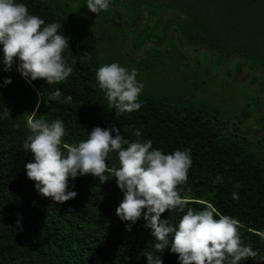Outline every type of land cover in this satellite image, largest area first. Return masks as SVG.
<instances>
[{
    "label": "trees",
    "instance_id": "16d2710c",
    "mask_svg": "<svg viewBox=\"0 0 264 264\" xmlns=\"http://www.w3.org/2000/svg\"><path fill=\"white\" fill-rule=\"evenodd\" d=\"M113 1L116 5L121 3L123 6L118 5L121 7L143 5L139 0ZM18 2L26 4L29 13L42 18L45 24H62L60 33L67 36L69 43L63 55L73 72L60 84L48 85L44 79L29 83L18 70V59L14 60L11 70H4L0 45V264H148L147 252L160 256L163 264H180L178 254L168 249L163 253L155 252L156 241L143 218L131 225V231L126 230L130 222L121 221L115 213L123 192L114 177L102 184L91 174L70 177L69 190L77 195L63 203H54L37 192L35 182L28 179L25 169V164L32 162L33 157L22 145L29 134L26 119L38 99L37 118L49 123L61 120L66 131L63 142L69 145L87 139L90 130L99 126L119 129L130 143L151 139L153 148L165 154L177 149L190 150L192 165L188 181L180 186L181 196L189 203L183 212L166 211L161 218L175 226L188 207L199 211L205 206L201 201L211 202L220 214L240 222L242 243L264 256V239L258 235L264 232V156H256L250 148L251 142L245 133L247 125L236 123V128L229 124L230 118L226 120L195 107L171 105L153 93L140 94L139 110L115 116V110L108 108L106 96L98 87L95 73L100 66L112 63L108 57L112 53L109 47L118 36H111L103 29L105 34L102 33L99 23L80 29L74 11L66 5L67 0ZM109 9L116 17L114 25L126 31L120 24V16ZM260 11L264 13V8ZM179 12L183 21L190 23L183 24L185 36L198 35L203 28L192 25V14L185 10ZM169 19L177 23L176 16L171 15ZM261 19L264 20V16ZM129 21L127 19L125 24ZM166 31L157 37L158 41ZM107 42L108 48L104 44ZM142 42L140 35L132 44L140 47ZM210 47L220 67L233 54H240L249 70L262 67L255 58L264 65V55L260 53L263 51L255 42H210ZM125 53L130 55L126 49ZM73 59L75 64H72ZM236 65L239 67L238 62ZM6 77L11 78V83L4 85ZM56 88L64 95H71L72 100L65 102L63 96L58 101L48 100V95ZM181 100L182 97L176 98L182 104ZM8 110L10 115L5 116ZM263 119L264 116L255 121ZM16 124L20 127L16 128ZM135 130L142 135L136 137ZM106 162L110 168L119 167L116 153L110 154ZM217 176L222 177V182H213ZM237 183L241 185L239 189L234 187ZM234 191L238 192V200L232 199ZM240 264L264 262L249 258Z\"/></svg>",
    "mask_w": 264,
    "mask_h": 264
},
{
    "label": "clouds",
    "instance_id": "9594fccd",
    "mask_svg": "<svg viewBox=\"0 0 264 264\" xmlns=\"http://www.w3.org/2000/svg\"><path fill=\"white\" fill-rule=\"evenodd\" d=\"M86 6L92 13L99 14L107 11L110 5L109 0H86ZM61 28L59 22L45 24L42 18L30 14L23 2L0 0L4 70H11L14 60L18 59V70L29 83L36 79H44L48 85L66 81L73 67L63 55L69 43L67 36L60 33ZM75 63L73 59L72 64ZM95 76L98 87L106 96L108 108L115 110V116L141 108L139 96L143 84L137 81L135 69L129 71L112 62L100 66ZM3 83H11V78H4ZM62 96L65 102L72 100L71 95H64L59 88L47 99L58 101ZM39 107L40 99L26 119L29 134L22 148L33 157L32 162L25 164L26 175L35 182L41 196L51 198L54 203H63L77 195L69 190L70 177L75 179L78 175L91 174L101 184L114 177L123 192V199L115 209L116 215L121 221L130 222L126 225L127 231L143 218L145 227L151 230L156 241V253L168 249L178 254L180 264H240L249 258L264 262V256L242 243L240 222L220 214L211 202L201 201L205 206L199 211L188 207L175 226L161 218L166 211L179 209L183 212L189 203L181 196L180 186L188 181V170L192 165L190 150L177 149L165 154L161 149L153 148L151 139L130 143L119 129L99 126L90 130L87 139L69 145L63 142L64 123L59 119L50 123L38 119ZM7 115L10 110L5 113ZM133 134L136 137L142 135L139 130ZM112 153L117 154L119 167L108 166L106 161ZM213 182H222V177L217 176ZM234 187L239 189L241 185L237 183ZM232 199H239L238 192L232 193ZM258 235L264 239V232ZM145 257L148 264H163L160 256L153 252H147Z\"/></svg>",
    "mask_w": 264,
    "mask_h": 264
},
{
    "label": "rangeland",
    "instance_id": "374dc122",
    "mask_svg": "<svg viewBox=\"0 0 264 264\" xmlns=\"http://www.w3.org/2000/svg\"><path fill=\"white\" fill-rule=\"evenodd\" d=\"M154 1L165 5L163 14H165L166 20L164 21V25L157 28V25H160V21L158 19V10H156V19L153 20V24L150 25L149 29H145L148 23H144L145 28H143L144 25L140 27L143 30L145 29L140 33L143 40L151 35L153 36L152 39H155L157 43V37L164 35L168 27L172 28L166 31L167 34L176 28V22L169 19V17L171 15H182L179 11L185 10L192 14L191 19L194 22L191 20V23L194 27L197 25L198 28H203L209 33L210 42H255L260 45V49L263 52L258 50L264 55V20L261 19L264 13L260 11L261 7L264 8V0H139V4L145 5L148 2ZM117 4L123 6L121 3ZM66 5L67 7L70 6L74 11L72 13L75 14L74 18L77 19L80 29L93 27V24L99 23L97 25H100L102 33L105 34L103 32L104 30L111 36L115 34L118 36L117 38L115 37L116 42L115 44L112 43L111 47H109V42L104 43L112 52L108 56L109 60L111 62H117L129 71L131 69L136 70V79L143 84L142 94L153 93L161 97L166 93H171L173 97L169 100V103L175 101L176 98L190 94L186 86L187 80L185 76H188L189 73H195L196 69L194 65H190L188 62L184 63L178 58L170 56L168 54L170 48L168 49V47V51H166L165 48L156 49L154 46H148L140 59H136L132 55L128 56L125 53V42L123 41L132 36L131 31L120 30V28L114 25L116 17L111 13L109 8L107 11H101L99 14H95L88 10L86 0H67ZM182 24L189 25L190 23L184 20ZM155 27L157 28V37L153 35ZM130 48L134 55H141V47L131 43ZM259 60L255 58L258 65L264 67L263 64H259ZM222 67H220L219 63L215 62L214 67H212V75H215ZM235 71L236 65L231 64L229 70L216 79H212L208 75V78L202 83L201 78L203 76H200L199 81L203 87H196V91L193 92V97L196 99H193V101L196 102L198 99L200 102H203L202 104L204 106L202 108L212 115L222 116L226 120L230 118L229 124L237 128L236 123L245 124V118L258 113L261 104L255 94L248 91L247 85L245 86L237 82L238 77L235 76ZM174 76H178L179 80L175 79ZM252 77L254 78L255 76ZM176 80H178L177 86L175 85ZM195 83L196 81L193 82L194 85ZM258 89H260V85H258ZM208 90H210V101L205 97ZM164 99L168 100L169 97L165 96ZM250 124L254 131V140L249 138L251 142L249 144L250 148L253 149L256 156H264V134L256 138L260 132L259 129H264V119L260 122L253 120Z\"/></svg>",
    "mask_w": 264,
    "mask_h": 264
},
{
    "label": "flooded vegetation",
    "instance_id": "af4514ba",
    "mask_svg": "<svg viewBox=\"0 0 264 264\" xmlns=\"http://www.w3.org/2000/svg\"><path fill=\"white\" fill-rule=\"evenodd\" d=\"M109 1L111 3H113V4H115V2L113 0H109ZM118 7L120 9H122L123 12L125 13V21L127 19H130L129 23L126 24V25L131 26V25H134L135 23H137L138 21H140L139 25L135 29L130 30V31H133V33L131 35H133L140 27H142L144 25V23L146 22V19H147V14L149 16V21H148V25H147V27L145 29H149L150 25L153 24V20L156 19V15H155L156 10H158V13H159L158 19L160 21V25L159 26L157 25V28L162 26V25H164V23H165L164 21L166 20L165 19V14H163L164 13L163 11H165L164 10L165 5L159 4L156 1H154V3L148 2V4L141 5L140 7H137L135 5L125 6L126 8L125 7H121V6H118ZM129 9H131V11ZM142 9H144L143 13H141ZM136 10H137V14H135ZM116 13H117L118 16H120L119 19L121 21V14L118 11H116ZM176 18L178 20L176 19L177 23H176V28L175 29L178 31V39H179V42H180L182 48L188 53V56L178 47L175 35H173V34L169 37L167 43L161 48H165L166 51H168V49L170 48L169 49V53H168L170 56L176 57L179 60L183 61L184 63L188 62V64L194 65L196 70H195L194 74L189 73L188 76H185V79L187 80V82H186L187 85L186 86L189 89L190 94L188 96L182 97V100H181L182 104L180 102H177L176 100L175 101H171L172 103H169L170 102L169 100L172 99V97H173V95L171 93L164 94L162 96V99L165 96H167V97H169V99L166 100V102L168 104L177 105L178 107L179 106H183V107H195V108L203 109L202 108V106H204L202 104L203 102H200V100H198V99H197L196 102L193 101V99H196V98L193 97V95H194L193 92L196 91V89H197L196 87L202 86L203 81L208 78L210 53L212 55V67H214V64L216 62L214 51L210 47V35H209V33H207V34L205 33V32H207L205 29H202V30L200 29L199 32H198V35L185 36V33L183 31V24H182L183 16L179 15V16H176ZM157 28L155 27V29L153 30L154 37H157V33H156L157 32ZM166 34H165V36H166ZM165 36L162 39H160L159 41H157V43H156L155 39H152L153 36H151V35L148 38H146L145 40H143V41L144 42L145 41H153L154 43L159 44L165 38ZM144 42H142V43H144ZM141 45H143V44H141ZM148 46L152 47L151 44H148L147 47ZM140 47H142V46H140ZM167 47H168V49H167ZM156 49H159V48H156ZM233 55H239L240 56V54H233ZM237 62L239 63V67L236 65ZM242 62L244 63L243 59H242ZM232 64L236 65L235 76L238 77L239 75L242 74L241 63L237 59H235ZM256 70H261L262 71V77L260 78V80H258V76L259 75L255 74V75H253V76H255L254 78L251 76L242 85L246 86L249 83H252V84L254 83L253 89L256 90V91L262 92L264 94V83H263L264 82V67L263 66L259 67V68H256V69H253V70H248L247 67L245 66V72L242 75V78L243 79L246 78L250 73H252V72H254ZM200 76H203L201 78L202 83L199 81V77ZM174 78L178 79V76H174ZM189 78H190V80H189ZM178 80H176V82H175L176 86L178 85ZM194 81H196L195 85L193 84ZM258 85H260V89H258ZM165 90H167V89H165ZM255 96H257L258 101L260 102L261 107H262V97L257 95V94H255ZM205 97L207 98L208 101H210V90H208L207 95ZM190 98H192V99H190ZM209 103H208V105H209ZM260 111H261V108H260L259 112ZM258 113H256V114H258ZM263 116H264V114L261 117H263ZM261 117H259V118H261ZM252 121L253 120H251L249 122V124ZM237 124H239V123L237 122ZM243 130H245V129H243ZM263 130L259 129V131H263ZM245 131H247V134H248V137H249L250 128L248 127V130H245Z\"/></svg>",
    "mask_w": 264,
    "mask_h": 264
},
{
    "label": "water",
    "instance_id": "95a60500",
    "mask_svg": "<svg viewBox=\"0 0 264 264\" xmlns=\"http://www.w3.org/2000/svg\"><path fill=\"white\" fill-rule=\"evenodd\" d=\"M109 5H110V7L111 8H113L114 10H116V11H118L120 14H121V21H120V23H121V25L125 28V29H127V30H132V29H135L138 25H139V23H140V21H138L137 23H135L134 25H131V26H128V25H126L125 24V13L123 12V10L122 9H120L117 5H115V4H113V3H111L110 1H109ZM142 12L141 13H143V11H144V9H142L141 10ZM148 21H149V16H148V14H147V19H146V24L148 23ZM143 28H145V24H144V27ZM143 28H139V30H137L131 37H129L126 41H125V49H126V51L130 54V55H132L133 57H135L136 59H140L143 55H144V53H145V50H146V48H147V45L148 44H151L152 46H154L155 48H161V47H163L166 43H167V41H168V39H169V37L174 33V35H175V38H176V42H177V45H178V47L188 56V53L182 48V46H181V44H180V42H179V39H178V31L176 30V29H172L166 36H165V38L159 43V44H156V43H154L153 41H145L144 43H143V45H142V47H141V55L140 56H136V55H134L133 53H132V51H131V48H130V44L132 43V41L133 40H135L139 35H140V33L142 32V30H143ZM235 59H237L240 63H241V69H242V74L241 75H239L238 76V78H237V82L239 83V84H244L251 76H253V75H255V74H258L259 76H258V80H260V78L262 77V71L261 70H256V71H254V72H252V73H250L249 74V76H247L246 78H242V75L244 74V72H245V65H244V63L242 62V58L239 56V55H233V56H231L230 58H229V60L226 62V64L215 74V75H212V55H211V53H210V62H209V76L212 78V79H216V78H218V77H220L221 75H223L229 68H230V66H231V64L233 63V61L235 60ZM253 86H254V83L252 84V83H249L248 85H247V89H248V91L250 92V93H252V94H257V95H259V96H261L262 97V107H261V111L258 113V114H254V115H250V116H248L246 119H245V124L250 128V134H249V138L251 139V140H254V136H253V128H252V126L249 124V122L251 121V120H254V119H257V118H259V117H261L263 114H264V94L262 93V92H259V91H256V90H254L253 89ZM264 133V130L263 131H260L259 133H258V135L256 136V138H258L261 134H263Z\"/></svg>",
    "mask_w": 264,
    "mask_h": 264
}]
</instances>
